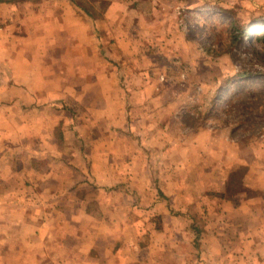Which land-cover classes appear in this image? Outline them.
<instances>
[{"label":"crops","instance_id":"crops-1","mask_svg":"<svg viewBox=\"0 0 264 264\" xmlns=\"http://www.w3.org/2000/svg\"><path fill=\"white\" fill-rule=\"evenodd\" d=\"M118 3L111 0L104 17L93 19L73 0L0 1V45L8 47L5 50L8 55H18V74L16 70L9 72L18 79V135L27 134V117H31L32 128L41 130L44 124L52 123L53 129L47 137L41 131L34 134L32 140L35 144L30 155L36 161H33L34 164L29 163L23 172L21 169L25 166L20 165L22 161L18 157V199L0 198V207H4L3 210L0 208V239L5 237L3 232L16 229L18 256H23L21 259L26 264H168V248L164 245L162 248L161 242L144 247L135 245L132 233V228H135L133 224L137 221L135 199L129 195L139 193L137 205L149 206L147 215L163 208L164 198H153L156 189L152 187L151 175L155 168H161L163 174L171 175L169 172L172 173L175 168L168 165L167 159L181 157L183 153L180 150L171 151L172 148L163 145L158 150L121 146L124 133L127 134L130 129L135 131L137 118L129 119L132 110L128 106L129 96H124L125 89L115 84H104L107 78L116 81L118 69L112 70L99 52L101 43L109 46V49L116 43L125 44V36L115 37L117 35L109 27L116 22H123L119 21L118 13L122 9ZM96 31L102 32L100 36L95 34ZM11 49L14 53L10 52ZM6 60V54L0 57V61ZM3 72L0 71V74ZM148 88L145 86L144 91ZM5 90V87H0V92ZM144 91L135 93L144 94ZM142 97L141 104L145 108V97ZM70 98L77 100L81 111L75 130L81 134L83 131L103 134L106 140L101 143L106 145L102 149L84 151L60 148L54 130L63 125L60 140H68L70 123L66 118L70 114L64 110L61 114L56 113L55 105ZM143 117L138 119L140 124L146 121ZM147 128L148 132H135L143 133V141L144 137H151V124ZM114 135L115 143H109L107 140ZM156 135L164 142L168 139L159 128L152 137L156 138ZM80 136L84 139L83 135ZM126 137L133 141L128 134ZM261 137L264 138V134ZM214 138L212 133L208 139L212 147L207 149L206 157L198 148L194 151L196 157L202 156L207 160L206 172L210 174L212 188L224 191L231 176L232 169L229 167L244 164L248 169L242 178L244 187L241 189L245 191L248 188L256 194L242 199L244 192H241L233 197L238 203L228 198L212 199L213 204L220 202L219 208L224 219L230 215H241L245 220H228L223 224L228 226L237 222L234 233H229L225 227L207 230L204 246L209 251L210 260H207V264H264V139L254 144V150L248 153L250 155L244 150L234 153L233 157L228 154L230 152L224 153V159L229 161L224 160L221 170L217 172ZM100 139V136L94 137L96 142ZM18 141L21 142V138ZM52 147L54 149H49ZM87 156L92 161L89 170L74 165V158ZM152 157L164 158V167L153 164ZM175 164L177 169L185 166L184 163ZM216 172L222 173L223 182H215ZM140 174L144 178L136 180ZM28 175L36 181L32 180L29 184L22 182V177ZM87 178L94 181V187L100 189V194L105 195L100 197L98 205H107L108 208L100 210L98 214L86 208L87 197L79 198L77 195L86 186L93 187ZM175 186L182 190L185 185L182 181H175ZM22 189L27 190L26 194ZM106 189L112 190L107 193ZM121 190L124 191L122 195L125 199L113 193ZM176 200L180 204L184 201L183 197H177ZM75 203L80 204L77 209ZM118 207L126 209L122 211L124 214L119 213ZM118 214L121 217L118 218ZM182 220L185 221V218ZM173 222L176 223L173 227L165 225L162 230L153 231L151 235L159 238L170 231L181 235L186 241L190 240L188 224L176 217ZM229 237L238 240L239 252L246 260L242 261L241 257L242 260H236V263L229 261L231 244L234 243ZM189 245L185 248L175 244L177 250L173 258L176 261L172 264L191 263L194 258L192 253L198 251L189 248Z\"/></svg>","mask_w":264,"mask_h":264},{"label":"rangeland","instance_id":"rangeland-1","mask_svg":"<svg viewBox=\"0 0 264 264\" xmlns=\"http://www.w3.org/2000/svg\"><path fill=\"white\" fill-rule=\"evenodd\" d=\"M77 1L78 4L89 8V12H86L80 7L93 19L104 17L111 3V0ZM116 1L122 9V12L118 13L119 21L123 22H116L109 27L111 26L112 33L117 35L115 37L125 36V44L116 43L110 50L109 46L101 43L99 52L112 70L118 69L116 81L107 78L104 79V84H115L125 89L124 96H129L128 106L132 110L129 119L131 121L133 117L137 118L135 131L130 129L126 132L133 141L124 133L121 146L158 150L163 145L172 148L171 151H182L184 155L167 159L168 165L175 168L171 171L173 174H163L161 168H155L151 175L152 187L156 189L153 198H164L163 208L147 215L150 207L137 205L139 193L129 195L135 199L137 221L133 224L135 228H132L135 245L144 247L153 242H161L162 248H168V264H172L176 261L173 258V253L177 250L175 244L185 247L187 242V246L190 244L189 248L198 251L192 253L194 258L190 264H207V260H210L209 251L204 248L207 232L213 228L225 227L229 233H234L237 222L228 226L223 224L228 220H245L241 215L232 216L229 213L230 216L224 219L219 208L220 202L213 204L212 199L228 198L238 203L233 197L241 192H244L242 199L256 194L248 188L245 191L241 189L244 187L242 178L248 169L244 164L229 167L232 169L231 176L224 191L213 189V183L209 180L210 174L206 172L205 157L207 149L212 147L208 140L212 133L215 136L213 146L217 172L221 170L224 160L229 161L224 159V153L230 152L228 154L233 157L234 153L244 150L248 154L250 150H254V144L261 143L264 139L261 137L264 134V0ZM101 33L95 32L97 36ZM7 48L0 45V57L7 55L6 61H0V71H4L0 74V87L6 88L0 92V198L11 200L18 199V157L22 161L20 165L25 166L21 169L23 172L29 163L34 164L33 161H36L30 155L32 145L35 144L32 140L34 134L41 131L42 135L47 137L52 134L53 129L52 123L44 124L40 127L41 130L32 128L31 117H27V134L18 135V79L10 74L14 70L18 74V55H8L5 51ZM10 52L14 53L12 49ZM145 86L150 88L144 91ZM140 91H144V94L135 93ZM149 91L150 94H147ZM143 95L145 108L141 104ZM147 95L150 97L147 98ZM72 98L64 103H57V110H52L59 114L64 110L70 114V117L66 118L70 123V129L67 131L69 136L66 134L68 140H60L63 125L54 130L60 148H77L84 151L102 149L106 145L103 134L86 131L81 134L75 130L74 126L78 125V114L81 111L77 100ZM142 117L146 121L140 124L138 119ZM146 123L151 124V137L146 136L143 141V133L135 132H148ZM158 128L166 135L167 141L159 140L157 135L156 138L152 137ZM80 135H83L84 139ZM95 136L102 139L96 142ZM20 138L21 142L18 141ZM102 140L104 143H101ZM114 140L116 135L107 141L115 143ZM196 148L204 152L205 157H196ZM73 161L74 165H79L85 170L92 167L89 156L77 157ZM164 161V158L152 157L153 164L164 167ZM175 162L184 163L185 166L177 169ZM217 172L215 179L220 178V181L215 182H223L222 173ZM136 178L143 179L144 175H137ZM32 180L36 181L29 175L22 177V182L27 184ZM87 181L93 187L86 186L79 190L78 197H87L86 208L94 211L93 213L105 211L107 205H98L100 197L105 196L104 193L100 194V189L94 187V181L88 178ZM175 181H182L184 188L178 190ZM111 190L106 189L105 192ZM22 191L25 194L27 192L25 189ZM113 193L125 199L123 190ZM177 197H183L185 202L180 204L179 200H176ZM79 205L74 204L76 209ZM0 208L4 209L2 206ZM125 210L118 207L121 215ZM120 214L118 218L121 217ZM175 217L188 224L190 240L186 241L181 235L170 231L166 236L159 238L151 235L153 231L162 230L165 225L171 228L173 224L179 223L177 220L176 223L173 222ZM182 218H185V221ZM17 233L16 229L2 233L5 237L0 239V264L24 263L21 259L23 256H18V237H15ZM229 238L234 242L231 244L232 254L229 261L236 263V260H242L241 257L242 261L246 260L242 252H239L238 240ZM161 247L159 246L160 250ZM249 260L252 259H247Z\"/></svg>","mask_w":264,"mask_h":264},{"label":"trees","instance_id":"trees-1","mask_svg":"<svg viewBox=\"0 0 264 264\" xmlns=\"http://www.w3.org/2000/svg\"><path fill=\"white\" fill-rule=\"evenodd\" d=\"M0 1H4V0H0ZM78 6H80L81 8H83L86 12H89V8H87L85 5H82V4H78L77 2V0H73Z\"/></svg>","mask_w":264,"mask_h":264},{"label":"bare ground","instance_id":"bare-ground-1","mask_svg":"<svg viewBox=\"0 0 264 264\" xmlns=\"http://www.w3.org/2000/svg\"><path fill=\"white\" fill-rule=\"evenodd\" d=\"M263 25H264V23H263ZM255 31V30H254ZM250 35V34H249Z\"/></svg>","mask_w":264,"mask_h":264}]
</instances>
